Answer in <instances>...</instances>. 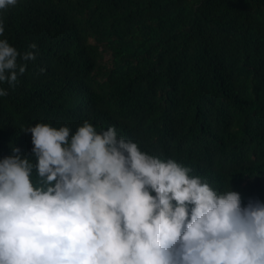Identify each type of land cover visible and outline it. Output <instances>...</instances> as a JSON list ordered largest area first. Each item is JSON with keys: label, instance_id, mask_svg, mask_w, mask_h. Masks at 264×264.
<instances>
[{"label": "trees", "instance_id": "obj_1", "mask_svg": "<svg viewBox=\"0 0 264 264\" xmlns=\"http://www.w3.org/2000/svg\"><path fill=\"white\" fill-rule=\"evenodd\" d=\"M0 20V39L36 53L0 83V160L19 148L35 164L37 123L88 121L264 203V0H18Z\"/></svg>", "mask_w": 264, "mask_h": 264}, {"label": "clouds", "instance_id": "obj_2", "mask_svg": "<svg viewBox=\"0 0 264 264\" xmlns=\"http://www.w3.org/2000/svg\"><path fill=\"white\" fill-rule=\"evenodd\" d=\"M17 2L0 0V10ZM18 57L36 53L0 39V83L25 72ZM23 131L36 162L19 148L0 160V264H264V203L242 207L239 193L142 152L114 127Z\"/></svg>", "mask_w": 264, "mask_h": 264}, {"label": "rangeland", "instance_id": "obj_3", "mask_svg": "<svg viewBox=\"0 0 264 264\" xmlns=\"http://www.w3.org/2000/svg\"><path fill=\"white\" fill-rule=\"evenodd\" d=\"M103 63L106 64V65L109 63V59H108L107 55L104 56Z\"/></svg>", "mask_w": 264, "mask_h": 264}]
</instances>
